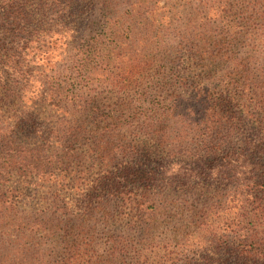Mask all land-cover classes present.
<instances>
[{"label":"trees","instance_id":"16d2710c","mask_svg":"<svg viewBox=\"0 0 264 264\" xmlns=\"http://www.w3.org/2000/svg\"><path fill=\"white\" fill-rule=\"evenodd\" d=\"M107 1L102 0L103 9ZM89 2L88 8V0H0V264H152L150 257L127 260L133 245L107 228L115 214L124 213L134 232L149 234L166 224L158 221L156 199L167 185L176 178L185 187L195 180L209 185L215 177L220 184L230 182L231 190L210 192L191 206L186 198L189 226L198 228L215 252L227 250L232 264H264V0L185 1L192 16L206 20L200 33L187 28L180 34L189 44L190 59L204 60L207 81L199 80L188 95L177 94L163 104L156 120L145 117L142 132L165 147L161 158L166 164L159 160L156 172L140 160L137 166L125 159L115 162L116 153L127 157L139 151L135 138L122 132L120 116L95 114L89 125L96 98L64 90L69 83H58L48 73L54 67L56 47L48 40L54 25L94 13L96 1ZM43 30L47 36L41 44ZM217 70L221 80L213 85ZM44 101L62 113L47 130L34 108ZM245 118L253 128H247ZM31 137L42 143L24 144ZM83 145L97 155L93 165L106 173L91 189ZM110 164L117 170H105ZM73 172L79 175L70 178ZM45 177H52V182L46 178L50 190L44 195L49 203L24 209L29 189ZM68 185L79 191L72 201L61 192ZM119 194L126 196L123 211ZM101 221L107 228L103 253L88 258ZM226 221L220 233L215 224ZM168 258L169 264H211L212 259L208 252L197 263L189 256L182 263L173 254Z\"/></svg>","mask_w":264,"mask_h":264},{"label":"rangeland","instance_id":"374dc122","mask_svg":"<svg viewBox=\"0 0 264 264\" xmlns=\"http://www.w3.org/2000/svg\"><path fill=\"white\" fill-rule=\"evenodd\" d=\"M92 1H96L94 13L88 11L82 16L68 18L66 25H54L52 31L54 36L52 39L48 38L56 47L51 59L54 67H49L48 73L58 83L60 81H64V84L69 83L64 90L79 91L96 98L93 110L88 112L89 125L94 122L95 114L120 116L122 132L129 139L132 136L135 138L137 142L132 143L139 146V151L127 157L116 153L115 162L121 163L125 159L137 166L136 160H140L143 166L153 167V172H156L160 170L157 165L159 160L161 164H166L161 158L165 155V147L153 136L142 132L144 119L151 117L148 122L156 120L157 113L163 110V104H169L177 94L188 95L190 88H194L199 80L207 81L206 76H203L204 60L190 59L187 51L189 44L180 34L187 28L192 29L194 34L200 33L206 20L200 14L192 16L185 4L186 0H109L106 9L102 8V0ZM144 6L148 7L147 10L142 9ZM210 14L213 16L212 10ZM210 19L212 20L210 26H215L214 17ZM44 24L48 25L47 22ZM46 34L43 30L39 35L41 44L44 43ZM196 45H200L198 38ZM81 62L86 65H81ZM205 62L208 63L206 60ZM220 72L217 70L213 85L221 80ZM34 108L42 128L46 130L56 126L55 123L62 114L55 113L48 101L40 102ZM245 120L247 128L254 127L248 122L249 119ZM29 141L24 144L40 145L42 138L31 137ZM82 148H88V161L85 162V166H88V189H91L96 185L94 184L96 178L106 173L99 165H93L98 160L94 152L89 153V145L88 147L83 145ZM184 159L192 160L190 163L192 166L196 164L195 158ZM107 169L116 171L117 166L110 164L105 168ZM75 175L78 176L79 173H70V178ZM135 176L136 174L131 178ZM157 177L160 179L161 174ZM46 178L47 180L50 178L52 182V177H45L44 180H39L36 189L31 186L29 189L31 197L25 204H21L24 209L37 210L47 206L49 201L44 195L50 189ZM211 182L213 184L206 185L200 180H195L191 186L185 187L176 178L175 183L167 185L163 190L165 192L161 191L162 194L156 199L161 210L158 221L166 224L155 228L149 234L134 232L135 229H131L130 223L122 217L124 213L115 214L107 228L115 230L133 245L129 248L127 260L131 262L150 257L152 264H169L168 256L171 257L173 254L179 263H182L185 256H189L191 261L197 263L201 255L208 252L212 258L211 264H232V255H229L227 250L215 252L212 243L202 237V232L188 224L191 217L185 210L188 206L186 198L191 206L196 204V200L200 202L204 200L210 192L226 193L232 188L230 182L226 185L220 184L216 177ZM61 192L65 199L72 201L79 191L68 185ZM130 196L135 195L130 192ZM125 198L123 194L116 198L120 211L124 210ZM122 203L124 205L121 206ZM169 217L172 220H169ZM101 224L106 226L102 221L99 223L95 233L96 243L92 250L88 251V258L92 253H103L102 242L106 239L107 228L103 229ZM228 224L226 221L215 225L218 227L217 230L223 233L224 227ZM146 243L155 246L143 247ZM157 260L161 262H156Z\"/></svg>","mask_w":264,"mask_h":264}]
</instances>
